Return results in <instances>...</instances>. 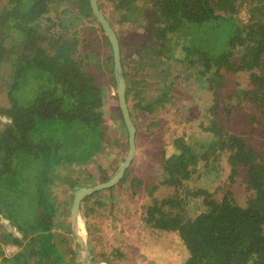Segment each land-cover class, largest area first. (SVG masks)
Masks as SVG:
<instances>
[{
    "label": "trees",
    "instance_id": "obj_1",
    "mask_svg": "<svg viewBox=\"0 0 264 264\" xmlns=\"http://www.w3.org/2000/svg\"><path fill=\"white\" fill-rule=\"evenodd\" d=\"M136 1L145 2L150 7V31L155 39L164 42L165 48L159 51L164 56L162 59L147 63L142 60V52L130 45L128 35L115 29L126 82L127 104L130 99L129 77L137 72L143 77L154 74L153 69L163 67L173 54L177 57L176 62L187 65V70L190 67L195 70L193 54L200 56L208 68L202 70L203 74L215 68L209 74L213 76L211 82L216 99L217 89L221 85V63L229 59L233 51L231 48L237 50L243 46V49L250 48L249 52L240 55L237 65L239 71L248 72L249 75L250 88L245 90V98L264 117V0H105V8L99 1L98 6L113 26L110 21L113 16L117 15L123 21L130 17L131 12H137ZM242 5H245L248 15L246 22H241L236 16ZM132 23H136V20ZM190 24L210 31L215 39L218 36L220 42L224 43L223 49L213 52V44L209 50L186 42L188 35L181 31ZM3 29L6 31L2 32ZM11 29L19 33L20 39L14 44L18 56L12 82L6 89L10 107L0 111L10 119L3 122L0 118V122L5 123L0 132V173L9 170L8 162L11 163V159L7 158L19 149L31 155L35 154V149L43 150L45 153L41 158L45 162L40 161V175L45 177V187H38V192L39 189L44 191L45 198L39 195L40 201L34 205L40 211L33 214L38 221L34 226L24 230L16 226L18 231L3 228L0 257L4 264H30L29 257L37 255L40 260L44 256H51L53 262L58 253L47 238L53 237L51 228L58 205L51 187L47 195L46 190L50 185H46L62 163L79 162L85 152L90 156L102 149L106 129L104 114L100 110L105 89L101 81L111 78L115 86L112 50L92 13L89 0H5L0 7V34L11 37ZM102 39L108 45V55H101L105 44ZM239 41L243 44L239 45ZM126 51L129 54L125 55ZM5 52L6 49L0 45V60ZM133 54L140 60L139 65L125 66ZM109 62L112 63L110 69L105 65ZM133 93L137 95L135 91ZM113 97L117 98L116 92ZM164 100H170L166 92L153 99L158 102ZM134 105L151 111L150 105ZM129 112L132 118V110L129 109ZM204 129L212 139L200 149L193 146L184 134L172 140L171 151L163 157L158 169L160 184L184 186L199 171V163L204 169L211 163L208 172L215 170L217 173L216 161L221 150H224L230 169V183L240 171L244 172L247 189L254 191L253 199L243 207L235 200L230 189L225 190L219 199L204 189H196L192 193L195 196L203 195V209L194 218L187 217L183 212V199L191 190L185 192L183 199L179 196L165 197L159 201L153 199L147 207L150 226L178 234L186 252L180 264H264V153L241 135L218 126L214 119ZM77 131L81 133L84 146L75 144L74 134ZM125 132L127 134V130ZM68 151L80 154L65 158L64 153ZM99 191L83 200L90 199ZM2 206L8 211L15 209L12 201L8 207ZM165 206L168 208L163 209ZM89 218L87 212L83 214L88 233L92 228ZM19 232L29 233L30 242L37 243V249L21 250L10 258L4 257L3 245H21ZM109 249L110 254L112 249ZM102 254L105 255V252ZM163 256L164 253L157 256L159 263ZM41 262L39 264H43Z\"/></svg>",
    "mask_w": 264,
    "mask_h": 264
},
{
    "label": "rangeland",
    "instance_id": "obj_2",
    "mask_svg": "<svg viewBox=\"0 0 264 264\" xmlns=\"http://www.w3.org/2000/svg\"><path fill=\"white\" fill-rule=\"evenodd\" d=\"M4 1L0 0V7ZM98 1L102 8H105V0ZM136 4L137 12H131L129 18L122 21L117 15L113 16L110 20L112 27L128 35L130 45L142 52L143 61L157 62L164 57L159 54V51L165 48L164 42L152 36V31H150L152 24L148 16L150 7H147L145 2L136 1ZM244 6L242 5L236 14L241 22H246L248 16ZM134 19L136 23H132ZM4 31L6 30L3 29L2 32ZM181 33L188 35L186 42L191 43L192 46L210 50L213 44V52L222 50L224 47V43L220 42L218 36L215 39L210 31L195 27L193 24ZM10 34L11 37H3L0 34V45L6 49L5 55L0 60V111L10 107L6 89L12 82L18 56L14 44L17 39H20V35L13 29ZM242 44V41H239V45ZM242 47L237 50L231 48L233 50L231 56L221 63L219 67V74L222 76L219 79L221 85L217 89L216 99L213 93V76L209 74V72L213 73L215 68L203 74L202 70L208 68L197 54H193L192 57L196 62L195 70L191 67L187 70V65L176 62L177 57L173 54L167 58L163 67L153 69L154 74L143 77L140 72H137L135 76L129 77L130 99L127 105L128 109L132 110V119L137 125V128L135 127V155L127 173H124L121 178L123 181L107 191L100 190L90 199L83 200L80 206L81 218L86 212L90 215L89 221L92 228L86 236L92 263L104 261L108 264H180L186 252L178 234L175 231L160 230L150 226L147 207L153 199L159 201L161 198L177 196L183 199L185 192L191 190L183 199V212L190 218L197 216L203 209L201 203L203 195L195 196L192 193L196 189H204L216 199H219L225 190L230 189L235 200L243 207L253 199L255 194L253 190L247 189L244 172L240 171L230 183L228 178L230 169L225 161L226 152L224 150L219 153V159L216 161L217 167L213 164L218 170L217 173L215 170L208 172L211 163L207 169L199 163V171L194 173L182 187L160 184L161 176L158 171L163 157L170 153L172 140L176 136L184 134L185 138L197 149L205 147L212 138L204 127L208 126L212 119L218 126L254 143L264 153V117L245 98V90L250 88L248 72H241L237 69L240 55L250 51V48L243 49ZM108 54V45L105 42L101 55ZM127 54H129L128 51L125 55ZM136 56L133 54V58L125 62V66L139 65L140 60ZM109 63L105 65L110 69L112 63ZM101 82L105 89L100 110L104 114L103 124L106 129L101 142L102 149L90 156L88 152H85L79 158V162L62 163L51 175V180L46 185H50L48 189L46 188L47 195L50 194L49 188L51 187L55 194L54 201L58 205L54 225L51 228L53 237L48 236L47 240L52 243L59 257L64 252L71 259L72 263L69 264H79V245L70 230L69 223V210L75 187L91 186L106 181L118 170L128 150V134L125 132L126 127H124L117 98L113 97L116 88L111 78L102 79ZM134 91L137 95H134ZM164 92L170 100L153 101L155 97L163 95ZM135 103L143 107L150 105L151 111L139 108L134 105ZM1 117L8 119L0 112ZM5 119L1 121L5 122ZM3 122H0V132L4 129L5 123ZM74 135L75 144L84 146L81 133L77 131ZM34 152L35 154L31 155L19 149L12 157L7 158L11 159V163L7 161L9 170L0 173V205L8 207L10 201L15 204V209L10 211L3 206L0 207L1 245L2 238H4L3 228L8 227L16 231L18 227L24 230L38 222L34 215L40 211L37 207L34 208V205L38 204L40 196L45 198L44 191L39 189L38 192V187L42 189L45 187L43 184L45 177L40 175L42 173L40 161L42 159V162H45L41 158L45 152L41 149H35ZM79 154V152L73 154L68 151L64 153V157L72 158ZM0 169H2L1 166ZM46 172L43 171V173ZM164 208L167 209L168 206ZM2 216L7 218L11 224L4 222L1 219ZM150 218L155 219V217ZM82 228L84 234L83 225ZM19 233L21 236L19 239L23 245L22 243L21 245L10 243L3 245V249L14 248L5 250L6 255L9 256L21 250L37 249V243L30 242L29 233ZM107 242L109 245H106ZM109 248L112 249L110 254L108 253ZM6 251L13 252L6 253ZM103 252L105 255L102 254ZM161 253H164V256L159 263L157 256ZM29 262L30 264L39 262V255L29 257Z\"/></svg>",
    "mask_w": 264,
    "mask_h": 264
},
{
    "label": "water",
    "instance_id": "obj_3",
    "mask_svg": "<svg viewBox=\"0 0 264 264\" xmlns=\"http://www.w3.org/2000/svg\"><path fill=\"white\" fill-rule=\"evenodd\" d=\"M89 3H90V7H91L93 15L95 16V18L101 25L105 35L107 36L109 44L111 46L112 58H113V71H114V77H115V88H116L115 92L117 95V102H118L119 110L121 112L122 119H123L124 125L127 130V134H128V150L118 170L106 181L99 182L91 186L79 185L75 187L76 189L72 196V205L69 210V223H70V230L72 234L74 235L77 244L79 245V250H78L79 264H108L104 261H98L95 263H92L91 261L90 249H89L88 239L86 236L87 230L84 224V220L80 216V206H81V202L83 201L85 197H88L94 192H97L99 190L110 188L116 185L118 182H120L121 178L124 176L125 171L128 169L135 155V130L136 128L130 116L128 105L126 102V97H125L126 96V82L123 76V71H122V66H121L120 46H119L117 34L114 28L111 26L108 19L105 17L101 9L99 8L98 0H89ZM4 119L5 117H2V120ZM1 219H3L4 222H8L11 224V222H9L7 218L2 216ZM79 223H81L84 227L83 235L81 234L79 230ZM10 224H8V226H10ZM17 234H18V238H20L21 237L20 233H17Z\"/></svg>",
    "mask_w": 264,
    "mask_h": 264
},
{
    "label": "crops",
    "instance_id": "obj_4",
    "mask_svg": "<svg viewBox=\"0 0 264 264\" xmlns=\"http://www.w3.org/2000/svg\"><path fill=\"white\" fill-rule=\"evenodd\" d=\"M114 95V94H113ZM1 119H2V117H1ZM7 120V119H6ZM30 236V235H29ZM28 236V237H29ZM27 239H29V238H27ZM55 239V238H54ZM56 241V240H55ZM22 245H23V243H22ZM15 253L16 252H13L11 255H6L5 253H4V257H7V258H10V257H12V256H14L15 255ZM51 260H50V259ZM54 259V261L52 262V258H51V256H44L43 257V260H42V262L41 263H43V264H69V263H72V261H71V259L70 258H68L65 254H64V252H62V256L61 257H59V256H57V257H55V258H53ZM40 260V258H39V262L41 261ZM46 261H47V263H46ZM39 262H34V264H39ZM49 262V263H48ZM0 264H3L2 263V261H1V257H0Z\"/></svg>",
    "mask_w": 264,
    "mask_h": 264
},
{
    "label": "bare ground",
    "instance_id": "obj_5",
    "mask_svg": "<svg viewBox=\"0 0 264 264\" xmlns=\"http://www.w3.org/2000/svg\"><path fill=\"white\" fill-rule=\"evenodd\" d=\"M79 230H80V232H81V234L83 235V228H82V224L81 223H79Z\"/></svg>",
    "mask_w": 264,
    "mask_h": 264
},
{
    "label": "built area",
    "instance_id": "obj_6",
    "mask_svg": "<svg viewBox=\"0 0 264 264\" xmlns=\"http://www.w3.org/2000/svg\"><path fill=\"white\" fill-rule=\"evenodd\" d=\"M244 12H245V11H244ZM244 12H243V14H244ZM10 249H14V248L6 247V249H4V251H5V250H10ZM7 252H8V253H11V252H13V251H11V252L6 251V253H7Z\"/></svg>",
    "mask_w": 264,
    "mask_h": 264
},
{
    "label": "flooded vegetation",
    "instance_id": "obj_7",
    "mask_svg": "<svg viewBox=\"0 0 264 264\" xmlns=\"http://www.w3.org/2000/svg\"><path fill=\"white\" fill-rule=\"evenodd\" d=\"M15 227H16V226H15ZM15 227H14V228H15ZM16 229H17V228H16ZM16 229H15V230H16ZM16 231H17V230H16Z\"/></svg>",
    "mask_w": 264,
    "mask_h": 264
}]
</instances>
